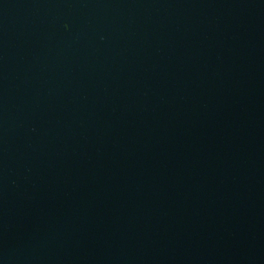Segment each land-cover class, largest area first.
<instances>
[{
	"label": "water",
	"instance_id": "obj_1",
	"mask_svg": "<svg viewBox=\"0 0 264 264\" xmlns=\"http://www.w3.org/2000/svg\"><path fill=\"white\" fill-rule=\"evenodd\" d=\"M0 264H264V0H0Z\"/></svg>",
	"mask_w": 264,
	"mask_h": 264
}]
</instances>
